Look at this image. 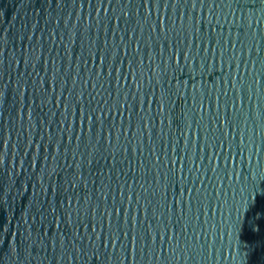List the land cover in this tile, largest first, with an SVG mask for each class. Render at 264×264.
<instances>
[{
    "label": "water",
    "instance_id": "water-1",
    "mask_svg": "<svg viewBox=\"0 0 264 264\" xmlns=\"http://www.w3.org/2000/svg\"><path fill=\"white\" fill-rule=\"evenodd\" d=\"M0 264H264V0H0Z\"/></svg>",
    "mask_w": 264,
    "mask_h": 264
}]
</instances>
